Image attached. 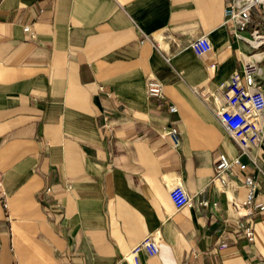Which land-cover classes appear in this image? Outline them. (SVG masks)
<instances>
[{"label": "crops", "instance_id": "obj_1", "mask_svg": "<svg viewBox=\"0 0 264 264\" xmlns=\"http://www.w3.org/2000/svg\"><path fill=\"white\" fill-rule=\"evenodd\" d=\"M232 3L0 0V264H134L148 234L160 251L139 264H264V212L249 241L230 208L246 195L242 172L235 191L214 182L218 156L242 149L213 110L219 95L210 107L194 90L247 60H263L264 86V52L229 20ZM203 34L213 48L199 55ZM150 74L165 97L149 96ZM242 158L264 202V145L259 168ZM174 182L191 204L174 205Z\"/></svg>", "mask_w": 264, "mask_h": 264}, {"label": "built area", "instance_id": "obj_2", "mask_svg": "<svg viewBox=\"0 0 264 264\" xmlns=\"http://www.w3.org/2000/svg\"><path fill=\"white\" fill-rule=\"evenodd\" d=\"M263 1H246L233 0L232 5L225 8V13L229 20H232L240 31L248 30L250 23L254 21L252 9ZM30 29V25L26 26ZM243 38L248 40L256 50L264 51V39L259 44L253 43L252 39L245 35ZM250 38H264V29L255 26L251 31ZM151 39L150 35L144 33L142 42ZM197 54L203 55L213 48V44L208 34L198 36L191 43ZM170 53L165 52L166 59L170 58ZM253 60H247L242 71H237L229 78L224 80L218 88L207 87L205 85H196L194 90L199 98L207 106H211V100L217 95L220 97V105L213 110L219 117L222 125L231 137L240 145L242 152L239 156L230 159L226 153H221L215 162V180L214 182L222 186L223 189L235 191L239 175L235 172L236 166L243 174L242 185L246 188V195L243 199L237 200L234 196L229 199L230 208L236 214L238 221L245 220L243 231L249 241L256 238L254 216L258 212H264V202L258 200L260 173H251L248 171L249 162L242 158V155L258 167V151L264 145V86L259 82L260 63ZM147 90L149 96L165 97V92L160 79L153 74L147 79ZM174 110L177 107L173 106ZM168 134L173 139L174 145L179 143V132L176 127L168 129ZM259 172L264 173L262 168ZM170 197L177 206L183 208L185 205L192 203V197L186 190L183 183L174 182L169 188ZM208 204L207 200L203 201ZM5 202V206H6ZM238 222V223H239ZM222 243V246H225ZM131 255L134 264H139V254L145 251L150 255H156L160 251L159 241L156 237L148 234L141 239L131 249ZM250 264H261V261L252 262Z\"/></svg>", "mask_w": 264, "mask_h": 264}, {"label": "rangeland", "instance_id": "obj_3", "mask_svg": "<svg viewBox=\"0 0 264 264\" xmlns=\"http://www.w3.org/2000/svg\"><path fill=\"white\" fill-rule=\"evenodd\" d=\"M246 1H263L262 3H258L261 5H259L257 8L255 6L253 7V9H255V10L252 9V14H253V19L257 20L258 22H260V20L263 21L262 24L264 25V0H246ZM261 16H263V17H261ZM248 29L250 30V32L253 30V28H251V26L248 27ZM246 36L249 37V35H246ZM260 39H263V38H260ZM252 41H253V43H256L255 39H252ZM257 52H259V51H255L254 54H256ZM249 55H250V53H249Z\"/></svg>", "mask_w": 264, "mask_h": 264}, {"label": "bare ground", "instance_id": "obj_4", "mask_svg": "<svg viewBox=\"0 0 264 264\" xmlns=\"http://www.w3.org/2000/svg\"><path fill=\"white\" fill-rule=\"evenodd\" d=\"M259 38V37H258ZM251 39H255L256 40V38H253V37H251V38H249V40H251ZM264 39V38H263ZM257 51H261V50H257ZM261 52H264V51H261ZM261 68V67H260ZM219 183V182H218Z\"/></svg>", "mask_w": 264, "mask_h": 264}]
</instances>
